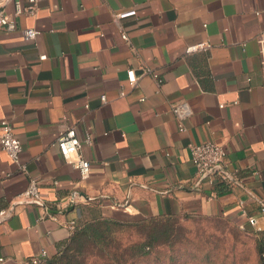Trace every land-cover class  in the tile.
Wrapping results in <instances>:
<instances>
[{
  "label": "crops",
  "instance_id": "obj_1",
  "mask_svg": "<svg viewBox=\"0 0 264 264\" xmlns=\"http://www.w3.org/2000/svg\"><path fill=\"white\" fill-rule=\"evenodd\" d=\"M131 10L136 16L116 20ZM17 25L0 30V121L21 142L28 173L0 149V264H26L43 251L51 258L72 221L171 215L264 232V0H47ZM23 29L41 34L26 42ZM201 42L212 48L185 53ZM127 70L138 77L134 87ZM179 103L191 111L183 133L171 111ZM68 127L93 140L82 145L85 179L55 145ZM208 141L225 149L236 182L213 196L191 190L188 145ZM30 178L40 203H21Z\"/></svg>",
  "mask_w": 264,
  "mask_h": 264
},
{
  "label": "built area",
  "instance_id": "obj_2",
  "mask_svg": "<svg viewBox=\"0 0 264 264\" xmlns=\"http://www.w3.org/2000/svg\"><path fill=\"white\" fill-rule=\"evenodd\" d=\"M47 0H26L23 4L19 0H0V30L6 32H14L17 30V19L23 15L33 17L36 15L37 6L40 3ZM13 5V10L9 13L6 10L8 5ZM136 16L134 10L121 12L116 15V20H122L129 17ZM41 32L36 29H23L22 36L24 41L33 42ZM121 39L127 41L128 37L125 33H121ZM258 44L260 50L264 51V32L259 35ZM212 48L209 43L201 42L192 46H188L185 50L186 54H191L199 51H208ZM46 56H40V60H45ZM145 75H149L156 82L159 87L163 84V79L156 73H153L149 69H144ZM126 80L130 87H134L138 80L134 70L126 71ZM125 92L120 91V97H123ZM101 101L105 102V97L101 96ZM223 107V106H221ZM171 111L177 121L178 131L185 132V121L190 117L191 111L189 107L184 103L173 105ZM93 140L91 136L86 135L83 141H80L77 137L76 131L73 127L66 128L63 136H61L57 142L56 147L63 162L75 170H77L80 176L85 179L88 176L90 164L81 154L82 145H91ZM0 149L5 152L10 161L15 164L20 173L27 175V167L21 162L22 144L16 138L13 133L12 126L6 120L0 121ZM188 151L190 155V162L195 169V176L197 179L196 184L192 187L195 190L205 187L209 190L210 194L213 193V189L218 185L227 186L229 189L236 184L235 177L228 171L226 166V151L217 143L208 141L199 144H189ZM213 196V195H212ZM21 203H40L41 197L38 191V180L30 178L27 189L20 195ZM74 205V198L70 199L68 205ZM261 212L264 213V200L260 203ZM6 215V211L0 212V222L3 216ZM247 224L253 228L257 226V220L254 218H248ZM76 223L70 222L68 228L70 232L74 230ZM244 230L243 226L239 227ZM45 259H48L46 252H41L38 256L31 257L26 264H40ZM2 259H0V262Z\"/></svg>",
  "mask_w": 264,
  "mask_h": 264
},
{
  "label": "rangeland",
  "instance_id": "obj_3",
  "mask_svg": "<svg viewBox=\"0 0 264 264\" xmlns=\"http://www.w3.org/2000/svg\"><path fill=\"white\" fill-rule=\"evenodd\" d=\"M158 221L131 218L119 222L107 232L102 244L94 240L85 242L79 261L116 264L107 252H120L146 242L151 228L155 224L159 226ZM166 223L173 230L166 241L163 239L147 249L144 256L133 257V251H127L125 263L119 264H259L256 250L259 236L252 231L241 230L221 219H173Z\"/></svg>",
  "mask_w": 264,
  "mask_h": 264
},
{
  "label": "trees",
  "instance_id": "obj_4",
  "mask_svg": "<svg viewBox=\"0 0 264 264\" xmlns=\"http://www.w3.org/2000/svg\"><path fill=\"white\" fill-rule=\"evenodd\" d=\"M229 188L224 185H218L213 189L212 195L220 194L228 191ZM154 223L161 221L159 226L156 224L151 228L146 242L136 244L132 247L126 248L120 252L116 250L114 252H107L110 257L115 260L116 264L125 263L124 257L127 251H133V257L144 256L148 254L147 249L154 247L156 243L166 241V237L170 232H173L172 228L166 223L169 220L179 219L175 216H158L146 218ZM119 222L114 219H100L93 222L76 225L74 230L71 232V235L68 241L64 246L51 258L45 259L40 264H82L79 261L78 255L83 254V246L85 242L94 240L99 244H102L105 241V237L108 231L111 230L113 226L119 224ZM165 224H162L164 223ZM259 236L256 244V250L259 255V264H264V232H253Z\"/></svg>",
  "mask_w": 264,
  "mask_h": 264
},
{
  "label": "water",
  "instance_id": "obj_5",
  "mask_svg": "<svg viewBox=\"0 0 264 264\" xmlns=\"http://www.w3.org/2000/svg\"><path fill=\"white\" fill-rule=\"evenodd\" d=\"M193 189H194V188H192L191 190H193ZM188 191H190V189H189ZM73 207H74V205H71L70 208H68L67 210H65L64 212H62V214L64 215V214H66V213L72 211V210H73Z\"/></svg>",
  "mask_w": 264,
  "mask_h": 264
}]
</instances>
